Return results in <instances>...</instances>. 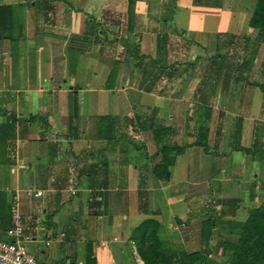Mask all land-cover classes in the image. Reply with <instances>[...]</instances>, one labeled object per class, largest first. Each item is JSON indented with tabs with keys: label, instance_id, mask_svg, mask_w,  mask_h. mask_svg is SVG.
Returning a JSON list of instances; mask_svg holds the SVG:
<instances>
[{
	"label": "crops",
	"instance_id": "crops-1",
	"mask_svg": "<svg viewBox=\"0 0 264 264\" xmlns=\"http://www.w3.org/2000/svg\"><path fill=\"white\" fill-rule=\"evenodd\" d=\"M213 1L0 0V237L17 196L40 264H153L138 249L146 222L167 254L227 263L264 202V153H242L251 147L226 131L234 102L219 91V34L240 42L258 30L244 0ZM181 65L183 82L169 76ZM243 83L254 138L264 92ZM170 144L186 147L162 180L153 168Z\"/></svg>",
	"mask_w": 264,
	"mask_h": 264
},
{
	"label": "trees",
	"instance_id": "trees-1",
	"mask_svg": "<svg viewBox=\"0 0 264 264\" xmlns=\"http://www.w3.org/2000/svg\"><path fill=\"white\" fill-rule=\"evenodd\" d=\"M249 24L251 27L258 30L257 38L259 42H264V0H256ZM229 47L228 51L231 54H236L238 52V57H240L239 61H243L242 64L245 65L246 59L241 57L239 53L240 50L235 48L234 42L231 41ZM241 51L243 52L244 50ZM134 54L142 59L149 57L141 54L139 46L134 48ZM221 55L225 56L224 53ZM245 66L251 69L252 65L246 64ZM177 67L169 76L171 78L175 76L177 81L183 82L185 79L184 77H186L187 74L189 75L191 68H188V66L183 68V65ZM249 82L250 84L260 87L264 92L263 82ZM149 90H151V87L148 88V91ZM185 147L186 146H178L176 144L161 146L163 155L167 153V151L171 154L165 156L163 160L154 165L153 171L158 178L169 180V166L174 163L175 155L181 153ZM252 192L254 194L255 190L252 189ZM157 229V225H153L150 222H146L140 228L138 249L145 261L147 260L153 264H189L200 258L199 254H186L185 258L176 254L174 255L172 252H168L167 254L166 250L161 248L162 242L157 234ZM226 264H264V202L258 207L253 208L249 212L247 219L242 223L240 237L237 243L233 245L232 253Z\"/></svg>",
	"mask_w": 264,
	"mask_h": 264
},
{
	"label": "rangeland",
	"instance_id": "rangeland-1",
	"mask_svg": "<svg viewBox=\"0 0 264 264\" xmlns=\"http://www.w3.org/2000/svg\"><path fill=\"white\" fill-rule=\"evenodd\" d=\"M207 1L214 2L213 0H207ZM232 2L235 7V0H233ZM255 3H256V0H244L243 3L240 4V6L242 7L244 6L246 10V13L244 14L245 16H247L246 14H248L249 12H250V15L252 14L253 12L252 9L254 8ZM246 28H250V25L247 24ZM257 37H258V33H257L256 38H253L251 36L250 38L244 37V38H241L239 42L238 37H236L233 33H225V34L220 33L219 34V46H218L217 53L220 54L219 57L223 58V61L221 62V64L219 63V69L217 70L218 71L217 73H219V91L221 92L222 88L224 89L228 88L230 95L233 97V100L230 103L234 102L233 105H231V110H230L231 112H229L228 110H225V112H227L224 118L225 121H229V120L231 121L232 119H235L233 123V128L232 129L226 128V131L228 132V135L232 133V137L230 138L232 142L238 144L239 141H244L247 145L251 147L252 150H248V148L245 146V151L242 153H247L250 151L257 152V150L260 151L261 153H264V123H260V125H257L256 136L254 138H252L249 135V131H248L249 128L247 127L246 122L247 121L252 122V120L257 119L258 112L251 110V105L254 102L253 101L254 94H251L245 91L244 84L246 83H243V81H246L248 84H250L249 81L251 82L259 81V82L264 83V42H259V39ZM231 41L234 42L235 48H238L240 50L239 53L241 57L246 59L245 60L246 64L252 65V62L256 61L254 72H251V69L245 66L246 64L243 65L242 64L243 61L241 62L239 61L240 57H238V52L236 54H231L228 51V49L230 48L229 43ZM241 50H244V51L242 52ZM200 53L201 55H204L207 53V51L201 50ZM222 53H224L225 56H222L221 55ZM158 65H159V73L161 71H164L165 69L170 68L167 66H162V64H158ZM214 68L215 67H213V69ZM213 69H211V71ZM147 83L149 84L150 80H147ZM254 87H257L260 89V87L258 86L254 85ZM221 97L222 96L219 95V98ZM247 100L248 101L252 100L250 106L247 105ZM101 103L103 102L101 101ZM144 116L148 118L145 112H144ZM166 116L167 115H164V119H166ZM197 117L198 115L194 116V118H197ZM263 118H264V115H263ZM243 125H244V131H246V134L245 133L243 134L245 136V140L242 139L241 134L238 135V130H241ZM143 129L146 130L147 128L143 126ZM197 129H199V127ZM104 131L105 129L104 127H102L101 133L105 134ZM197 131H200V130H197ZM200 136H203V134H201ZM224 140H227V138L224 137ZM214 145L215 144L212 142H207L204 145V147L208 149L209 151H214L215 149ZM229 169L230 168L228 166H225V169L223 170L222 168H220L221 173L219 174V181L225 179L224 175L226 173L224 171L228 172ZM240 179H241L240 177H236L235 175L231 178V180H233L231 182H233L236 185L238 183L236 180H240ZM228 185H230V183ZM251 195L252 196L254 195L252 191H251Z\"/></svg>",
	"mask_w": 264,
	"mask_h": 264
},
{
	"label": "built area",
	"instance_id": "built-area-1",
	"mask_svg": "<svg viewBox=\"0 0 264 264\" xmlns=\"http://www.w3.org/2000/svg\"><path fill=\"white\" fill-rule=\"evenodd\" d=\"M76 193V190H73ZM38 191L37 195H41ZM12 224L6 237H0V264H40L29 248L32 237L27 234L24 216L20 210L17 196L12 203Z\"/></svg>",
	"mask_w": 264,
	"mask_h": 264
}]
</instances>
